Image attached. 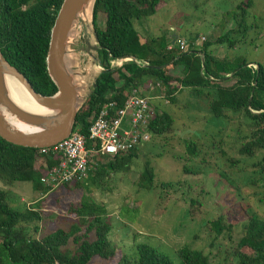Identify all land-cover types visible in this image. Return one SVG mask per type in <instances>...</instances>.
Returning <instances> with one entry per match:
<instances>
[{
	"label": "trees",
	"instance_id": "trees-1",
	"mask_svg": "<svg viewBox=\"0 0 264 264\" xmlns=\"http://www.w3.org/2000/svg\"><path fill=\"white\" fill-rule=\"evenodd\" d=\"M62 2L0 0V53L28 80L33 90L43 96H53L57 91L47 72L46 56L51 29ZM161 3L162 0L94 1L91 23L96 41L102 48L98 57L103 71L97 76L95 89L80 106L74 128H80L81 133L87 135L90 120L104 104L116 102L121 108L134 89L148 95L163 87L165 98L171 105H180V97H185L188 104L182 105L184 110L189 107L197 109V104L194 103V108L190 101L196 97L195 100L204 103L200 110H207L213 119L228 122L237 118L246 126L244 132L238 133H244L242 141L247 140L238 154L253 158L261 153L257 164L260 167L259 180L264 187V69L259 64L234 56L218 58L209 50L212 45L232 50L245 40L250 29L246 19L251 8L250 0L242 1L232 13L234 29L213 43L204 42L198 49L192 45L195 38L189 39L185 50L180 49L179 39L173 32L142 39L136 30L135 25L143 26ZM99 15L105 17L102 28L98 26ZM125 58L133 60L120 68H110L111 60ZM138 62H146L147 66L138 65ZM251 64L256 65L255 70ZM153 107L157 111L149 125L151 137L172 132L176 117L167 108L160 109L158 104ZM140 149L106 158L96 167L94 176L90 175L85 181L89 182L87 186L77 183L75 189L103 188L111 174H123L129 170ZM187 151L191 157L198 154L192 143L187 146ZM37 152V149L15 146L0 138V183L6 187L27 183L35 192H49L40 181L45 171L35 167ZM55 164V159L48 162L50 167ZM184 172L197 174L187 168ZM153 179V170L145 166L140 187L149 191ZM232 185L235 188V184ZM243 185L254 186L255 182L248 180ZM60 188L67 189V185ZM9 194L8 190L0 189V264H88L92 258L105 261L114 258L116 249L108 237L112 227L105 218L104 206L88 201H81L76 206L70 204L66 212L73 214L75 221L68 222L66 228L45 232L41 225L45 220L42 201L28 206ZM211 225L216 241L227 226L220 217ZM243 231L236 245L224 252L223 260L230 258L233 264H264V219L249 216ZM176 254L179 264H210L209 257L202 251L186 245ZM117 264L172 262L149 246L137 245L132 255H122Z\"/></svg>",
	"mask_w": 264,
	"mask_h": 264
},
{
	"label": "rangeland",
	"instance_id": "rangeland-1",
	"mask_svg": "<svg viewBox=\"0 0 264 264\" xmlns=\"http://www.w3.org/2000/svg\"><path fill=\"white\" fill-rule=\"evenodd\" d=\"M242 1L245 0H162L156 13L143 26L135 25L136 30L142 39L159 37L164 32H173L187 43L195 38L192 45L199 48L204 42L213 43L235 28L232 13ZM250 6L246 17L250 29L245 40L232 50L217 45L210 46L209 50L218 58L234 56L264 69V0H250ZM91 21V12L80 17L67 46V68L75 76L80 93L78 106L91 94L93 80L102 72L98 52L85 51L86 42L90 46L97 45ZM104 21L105 17L99 15L100 28ZM254 64L250 67L256 68ZM116 68V64L112 66ZM150 96L159 97L153 99V105L167 108L176 117L173 131L151 137L139 150L129 170L111 174L103 188L75 189L71 184L67 189H59V186L41 194L27 183L10 187L0 183V189L8 190L11 198L17 197L28 206L41 200L45 216L41 225L45 232L66 228L68 222L75 221L74 215L66 212L70 204L76 206L88 201L104 206L105 218L112 227L108 237L116 249L115 256L108 261L92 258L88 264H117L122 255H132L137 245L153 248L167 256L172 264H179L176 253L185 245L202 251L209 257L210 264H233L230 258L223 260V254L242 237L247 218L254 215L264 219V187L257 164L262 155L239 156V148L247 141L241 139L244 133L238 134L246 130L241 120L213 119L207 110H200L204 103L195 100L196 97H190L194 108V103L197 104L195 110L181 108L188 104L184 96L180 97V105H171L163 87ZM190 143L197 150L195 157L188 154ZM145 166L154 174L152 187L147 192L140 187ZM185 168L197 174H186ZM95 169L90 172L92 177ZM247 179L255 185L244 186ZM88 183L78 184L87 186ZM219 217L227 227L215 241L211 223Z\"/></svg>",
	"mask_w": 264,
	"mask_h": 264
},
{
	"label": "water",
	"instance_id": "water-1",
	"mask_svg": "<svg viewBox=\"0 0 264 264\" xmlns=\"http://www.w3.org/2000/svg\"><path fill=\"white\" fill-rule=\"evenodd\" d=\"M94 1L63 0L57 12L46 56L47 72L57 89L53 96L36 93L28 80L0 53V138L5 142L30 149L49 148L67 138L71 133L80 108L78 106L80 93L78 85L75 83V76L67 68V46L74 24L81 16L86 15L89 8L92 15ZM90 50L98 52L102 48L98 43L90 46L86 42L85 51L90 54ZM203 61L202 58V65ZM5 75L13 76L23 86L33 103L45 112L34 113L15 105L7 95L4 84ZM96 79L97 77L93 80L92 90L96 87ZM2 110L19 123L33 128V131L23 133L13 129L5 121Z\"/></svg>",
	"mask_w": 264,
	"mask_h": 264
},
{
	"label": "built area",
	"instance_id": "built-area-1",
	"mask_svg": "<svg viewBox=\"0 0 264 264\" xmlns=\"http://www.w3.org/2000/svg\"><path fill=\"white\" fill-rule=\"evenodd\" d=\"M201 40L203 42L204 38ZM177 44L183 50L187 47L183 39L177 40ZM128 61L132 59H113L110 68L115 64L120 68ZM138 65L147 66V63L138 62ZM252 69L256 68L252 66ZM156 98L159 99L131 90L121 108L116 102L101 107L90 120L87 135L82 134L80 128H73L69 136L56 145L37 149V168L45 171L41 183L52 191L59 186L86 181L90 172L106 158L142 148L151 138L149 125L157 111L152 103ZM53 159L56 164L50 167L48 162Z\"/></svg>",
	"mask_w": 264,
	"mask_h": 264
},
{
	"label": "bare ground",
	"instance_id": "bare-ground-1",
	"mask_svg": "<svg viewBox=\"0 0 264 264\" xmlns=\"http://www.w3.org/2000/svg\"><path fill=\"white\" fill-rule=\"evenodd\" d=\"M90 13V8L87 10L86 14ZM68 62V57H66ZM4 84L5 89L7 91V95L9 99L18 107L28 110L34 113H44L40 107L36 106L30 96L26 93L23 86L13 77L10 75L4 76ZM2 115L5 121L15 130L21 131L23 133H29L33 131V128L28 127L19 123L14 117L10 116L4 110H2Z\"/></svg>",
	"mask_w": 264,
	"mask_h": 264
},
{
	"label": "crops",
	"instance_id": "crops-1",
	"mask_svg": "<svg viewBox=\"0 0 264 264\" xmlns=\"http://www.w3.org/2000/svg\"><path fill=\"white\" fill-rule=\"evenodd\" d=\"M178 37V36H177Z\"/></svg>",
	"mask_w": 264,
	"mask_h": 264
}]
</instances>
